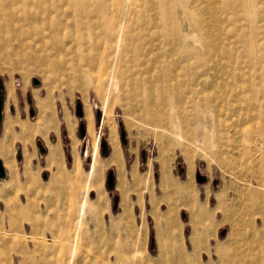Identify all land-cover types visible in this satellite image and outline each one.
Masks as SVG:
<instances>
[{
  "label": "rangeland",
  "instance_id": "1",
  "mask_svg": "<svg viewBox=\"0 0 264 264\" xmlns=\"http://www.w3.org/2000/svg\"><path fill=\"white\" fill-rule=\"evenodd\" d=\"M93 1L115 2L116 31L106 28L109 11L90 18L73 12L79 5L91 9L90 0H0L2 38L12 36L3 30L10 18L38 17V30L40 20L60 19L69 25L65 37L81 38L79 58L108 35L112 54L120 36L122 55L117 92L106 75H59L53 64L69 54H54L45 43L19 50L17 43L0 42L2 123L15 124V149L29 138L22 123L35 127L31 139L40 146L58 132L74 174L70 188L78 191L55 194L44 181L33 184L34 193H20L0 178V236L11 247L0 252V264L10 256H16L11 264H20L15 249L22 246L29 253L23 264H67L63 254L72 246L97 132L106 164L88 191L75 264H264V0ZM145 20L153 22L150 30ZM42 33L50 41L59 36ZM143 38L153 41L144 46L156 48L147 67L134 65ZM106 95L109 113L102 112L101 127L97 111ZM38 158L44 162L40 152ZM42 177H49L45 169Z\"/></svg>",
  "mask_w": 264,
  "mask_h": 264
},
{
  "label": "bare ground",
  "instance_id": "2",
  "mask_svg": "<svg viewBox=\"0 0 264 264\" xmlns=\"http://www.w3.org/2000/svg\"><path fill=\"white\" fill-rule=\"evenodd\" d=\"M114 4V5H113ZM112 5H107L106 3H104L103 5H97L93 0H90V5H93V7L91 9H88V6L85 5H79L76 7V9L73 11L74 13L77 14V16H87V17H91L94 14H100L101 12H106L109 11L111 12L109 17H107L106 19V28L107 29H114V31H116L118 27V21H119V13L117 12L116 8L114 6H116L115 2H113ZM146 7V5H144L142 8ZM38 18V17H37ZM37 18H24L22 20H15L10 18L8 20V22L5 24L3 30L4 31H8L11 33V38L5 39L0 37V42L2 41L4 44L6 43H12L15 44L17 43V47H19V50L24 49V48H29V49H40L43 48L42 47V43H45V46L49 49L52 50V52H54V54L57 53H65V54H69V58H65V59H58L55 64H53V69H56L60 74H64L65 76H67V79H76V78H80V77H92L95 76L98 80H101L105 75L108 78V84H109V88L110 90H114L119 92V81L117 79V75L118 73H120V63H121V39L120 36L117 39L115 48H114V54L111 53V49H112V37H110V35H108L105 40L103 41V43H101L100 48L98 49L99 46H97L95 44V46L88 48V54L85 58L81 59L78 56L81 54L79 51V46L81 45V38L79 37H65L62 34V31H64V29L68 28V24L60 19L56 20L55 24L52 23H48L47 21L44 20H40V24L41 26L39 27L40 30H38V26H37ZM39 19V18H38ZM59 20V21H58ZM87 20V23L89 25H91L93 22L90 19H85ZM84 20V23L86 22ZM83 23L82 22H78L75 24V28L78 31L79 26H82ZM153 26V22L151 20L147 21L145 20L143 22V27L146 30H150L149 28ZM47 30L49 32H51L52 34L56 33L59 36L57 38H54L52 41H50V39H46V36L44 35V33H42L43 31ZM122 31V30H121ZM150 38L152 39L153 36L151 34L150 31ZM121 35V34H120ZM167 37V34H165ZM118 37V36H117ZM162 39V42L165 40V38ZM146 40V41H145ZM37 41L39 42L38 45ZM144 42H148L151 43L153 42L152 40H148L146 38H143L141 40V47H138V50L142 49L141 52L142 55L137 56L135 59V63L134 65H141V64H145L144 66L147 67L149 66L152 62H153V55L155 54L154 51L156 50V48L153 45L150 46H144ZM52 45V46H50ZM90 46V45H89ZM40 47V48H39ZM112 54V55H111ZM43 65V64H41ZM102 67L106 68L108 67L109 69L107 71H104L102 69ZM42 68V67H40ZM38 67V69H40ZM145 71H148L147 69H145ZM163 77H167L169 72L168 70H165L162 72ZM60 77V76H59ZM58 77V80L60 79ZM197 76L193 75L192 78L190 80H196ZM198 83H200V81L196 80ZM194 90H191L190 92L193 93ZM191 94V93H190ZM102 112L104 115L109 113V96L106 95L104 97V102H103V107H102ZM102 114V115H103ZM104 122V119H103ZM102 120H101V127L103 124ZM27 130V133H32L34 130L32 126H25L24 127ZM89 128L90 131L93 133V124H92V118L91 115H89ZM99 140H100V134L97 132L96 135H94V141H93V147H92V159H91V168L88 170V174H87V184L85 185V192L83 194V197L81 199L80 202V207H79V214H78V218H77V222H76V228H75V232H74V237L73 239L70 241L71 243V248L69 250L66 251L67 248H65V259L67 260V264H75L74 261V250L78 244V240L80 237V230L82 227V222H83V217L84 214L87 210V206H88V202H89V197H88V191L90 189V185L92 182L93 177L97 174V172L99 170L102 169V167L106 164V162L102 161L100 159V155H99ZM111 154V153H110ZM110 156V155H109ZM118 156V152L117 150H113L112 155H111V159L110 160H116ZM80 164L77 161L76 162V167L79 168ZM197 206V205H196ZM200 212V211H199ZM165 220L167 225H170V217L169 216H165ZM10 233V232H9ZM55 241H60L62 243H69L68 240L66 239H61L58 240L56 238H54ZM38 241V240H37ZM0 242H2L4 245L1 246L0 245V252L2 250H6L9 251L11 249V247L9 246V240L6 238L5 235L0 236ZM40 242V241H38ZM2 247V248H1ZM64 247V244H63ZM39 248V247H38ZM37 249V248H36ZM64 248H62L63 250ZM15 252H18L19 255L21 256V261L20 264H23L24 261L27 262L28 258H29V253L27 251V247L22 246L21 249H15ZM62 253V251H61ZM60 254V253H59ZM142 252L140 250H136V256H141ZM7 256V254H6ZM16 259V256H10L9 258V262L8 264H11L12 262H14Z\"/></svg>",
  "mask_w": 264,
  "mask_h": 264
},
{
  "label": "crops",
  "instance_id": "3",
  "mask_svg": "<svg viewBox=\"0 0 264 264\" xmlns=\"http://www.w3.org/2000/svg\"><path fill=\"white\" fill-rule=\"evenodd\" d=\"M23 125L27 126L28 124H21V130H25V133H27V130L23 129ZM33 130L32 133L26 134V137L28 136L29 138H27L25 144L15 149L14 142L19 137L16 133L15 124L8 126L3 125L2 122L0 124V155L7 171V175L4 178L5 187L16 185L19 186L20 193L30 194L34 193L33 184L43 186L44 181H47L50 187L56 190L55 194L66 195L68 192L75 195L78 194L77 189L74 187L70 188V181L73 179L74 174L72 171L69 172L66 166L67 154L63 140L57 138L59 137L58 132L55 133L54 140H44V146H40L35 143L34 139H31L35 135V127ZM38 152L44 156L43 163L38 158ZM44 169L49 174V177H46L47 180H43L42 177Z\"/></svg>",
  "mask_w": 264,
  "mask_h": 264
},
{
  "label": "water",
  "instance_id": "4",
  "mask_svg": "<svg viewBox=\"0 0 264 264\" xmlns=\"http://www.w3.org/2000/svg\"><path fill=\"white\" fill-rule=\"evenodd\" d=\"M34 83L35 84L39 83V80L37 77H34ZM76 113L80 117H82V115H83V105H82L81 101L77 102ZM101 114H102L101 109H98L97 119L99 122L101 120ZM3 118H4V84H3V81L0 77V124L3 120ZM80 129H81V134L84 136L85 135V128H84L83 124H81ZM102 148H103V151L106 150L107 146H106L105 142H102ZM6 175H7V171H6L5 165H4L3 159L0 157V178H5ZM199 177H200V175H199ZM107 183H108L109 187H112L114 185V173H113V171H110L108 173Z\"/></svg>",
  "mask_w": 264,
  "mask_h": 264
}]
</instances>
